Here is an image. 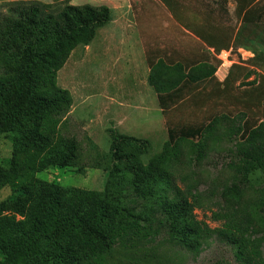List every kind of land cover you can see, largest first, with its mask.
<instances>
[{"label":"trees","instance_id":"trees-1","mask_svg":"<svg viewBox=\"0 0 264 264\" xmlns=\"http://www.w3.org/2000/svg\"><path fill=\"white\" fill-rule=\"evenodd\" d=\"M156 1L183 34L213 52L177 62L170 54L148 53L147 83L166 118L167 140L147 162V139L109 128L106 153L89 140V165L106 175L101 191L62 187L36 174L49 167L85 171L79 141L61 132L73 98L56 79L70 53L111 22V9L0 3V135L8 134L12 145L0 187L17 186L0 204V264H126L128 254L158 239L193 257L219 241L237 264H264V52L232 63L219 81L216 55L234 51L237 34L222 5ZM233 2L236 24L258 26L264 19L260 0ZM253 68L257 79L248 81ZM223 143L231 182L220 192L227 206L213 215L223 223L211 228L194 212L198 184L185 182L181 189L176 179L182 165L200 163ZM253 180L259 187L244 203Z\"/></svg>","mask_w":264,"mask_h":264},{"label":"rangeland","instance_id":"rangeland-1","mask_svg":"<svg viewBox=\"0 0 264 264\" xmlns=\"http://www.w3.org/2000/svg\"><path fill=\"white\" fill-rule=\"evenodd\" d=\"M15 1H35L44 4L59 1L77 6L106 5L111 9L116 28H120L116 31L112 26L103 27L104 29L97 33L88 46H77L57 73V85L68 90L73 98L69 114L61 125V132L66 136H74L79 141L84 173H78L77 167H49L37 173L36 177L58 183L62 187L103 190L106 175L101 169L91 168L89 165L94 154L89 140L100 152L106 153L110 145L107 133L109 128H116L122 134L149 140L151 146L142 157L144 162L157 154L167 140L166 118L158 113L155 115L157 118L154 116V127L145 123L147 114L152 109H157L153 100L154 92L147 89L146 71L140 69L137 82L141 87L139 91L145 93L144 99H140L142 93L139 94L137 89H133L134 85L127 77L129 66L127 64L136 59L138 62L141 60L140 66L146 67L148 63L143 61V58L148 56L149 50H157L162 54H170L173 59H179L191 58L192 55L193 58L201 57L205 54L203 50L206 48L195 38L183 34L156 0H0V3ZM186 1L193 6L222 5L225 18L236 26V49L222 54V58L234 62H247L254 52H264V19L258 26L236 24L232 15L235 6L233 0ZM259 5L264 6V0H260ZM117 21L124 22L126 27L117 26ZM136 32L144 40L137 47H133L135 41L132 39L136 37ZM253 71L255 73L248 81L257 79L258 70L253 68ZM141 103L146 106L140 107ZM143 109L150 111L142 113ZM220 109L221 112L227 113ZM237 112L239 111L233 110L232 114ZM11 152L12 145L8 134H1L0 167H7ZM227 153L223 143L219 148L209 152L200 163L182 165L180 175L176 179L181 189L185 188V182L198 184V189L194 193L199 196V206L194 212L198 220L211 228L222 225L223 220H214L213 215L227 206L220 196L223 187L231 182V174L225 167L230 158ZM252 185L253 189H249L243 195L244 203L255 197L259 183L253 180ZM16 189L15 184L0 187V204L12 196ZM220 259L226 260L229 264H237L230 248L219 241L213 240L199 256L193 257L158 239L136 255L128 254L126 264H211Z\"/></svg>","mask_w":264,"mask_h":264},{"label":"crops","instance_id":"crops-1","mask_svg":"<svg viewBox=\"0 0 264 264\" xmlns=\"http://www.w3.org/2000/svg\"><path fill=\"white\" fill-rule=\"evenodd\" d=\"M169 14V13H168ZM118 25H120V27L121 28H124V27H126L125 25V23L124 22H122V21H120V22H118L117 21V26ZM135 25L137 26V24H136V22H135ZM112 26V28L114 29V30H116V31H119V29L120 28H116V26H115V21L113 20V17H112V20H111V22L107 25V26H105L104 28H107V27H111ZM104 28H102V29H104ZM101 30V29H100ZM99 30V31H100ZM99 31H98V33H99ZM138 34H139V32H138ZM144 40V38L139 34V35H137V32H136V37H134L133 39H132V41H135V44H133L132 46L133 47H137L138 45H139V43H141L142 41ZM151 46H153V45H151ZM208 50V49H207ZM207 50H203V51H205V54L203 55L204 57L205 56H207V55H209V53H212L213 51H212V49H209L208 50V52H207ZM151 50H149L148 51V53L150 52ZM228 52H226V51H222L221 53H220V56L218 55H216V57L217 58H221V64H220V66L218 67V69L216 70V72H215V76L217 77V79L219 80V81H223V79L225 78V76L227 75V72H228V68H229V66L232 64V63H237V62H234L233 60L232 61H230L229 59H226V58H222V54H227ZM202 57V56H201ZM253 57V56H252ZM147 58H148V56L146 55L144 58H143V61L145 60L147 63H148V61H147ZM185 59H190V57H180L179 59H172L173 61H179V60H185ZM140 62H141V60H139V62L136 60V59H133V60H131L127 65H129L128 66V71H127V77L132 81V83H133V85H134V87H133V89H137L136 91H137V93H139V94H141V96H140V99H144V96H145V93L144 92H140L139 91V89L141 90V87L138 85V74L140 73V69L141 70H144V71H146V82H147V77H148V73H149V65H147L146 67H142V66H140ZM180 62H183V61H180ZM143 64V63H142ZM139 72V73H138ZM147 85H148V83H147ZM147 89H150L151 91H153L154 92V90L150 87V85H148L147 86ZM153 100H154V103H155V106L157 107V109H152L151 111L150 110H147V109H143L141 112L142 113H144L145 111H150L149 112V114H147V116H146V120H145V123L146 124H148L150 127H154V116L155 115H158V113L161 115V109H160V107H159V105H158V100H157V95H156V93L154 92L153 93ZM145 107L146 105L145 104H143V103H141V105H140V107ZM147 112V113H148ZM156 117V116H155ZM157 118V117H156ZM155 123H156V121H155Z\"/></svg>","mask_w":264,"mask_h":264}]
</instances>
